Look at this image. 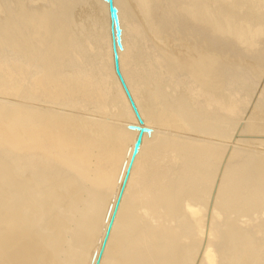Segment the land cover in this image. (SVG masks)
<instances>
[{
  "label": "bare ground",
  "instance_id": "bare-ground-1",
  "mask_svg": "<svg viewBox=\"0 0 264 264\" xmlns=\"http://www.w3.org/2000/svg\"><path fill=\"white\" fill-rule=\"evenodd\" d=\"M65 1L0 0V58L7 54L11 63H0V75L6 80H0L2 93L4 83L14 91L25 82L28 91L42 96L78 97L69 82H64L65 71L76 72L77 65L72 60L66 66L61 54L68 53L73 44L86 40L95 44L104 38L113 55L108 3L90 0L78 5L72 10L73 23L57 11ZM114 3L121 19V4L119 0ZM192 6H182L180 0H174L172 10L152 4L149 21L142 22L147 35H157L164 46L160 62H175L163 76H170L178 89L166 90L158 78L141 85L153 103L154 114L150 123L142 124L151 131L143 135V151L131 172L140 181L149 175L150 181L138 194L146 197L145 213L153 222L133 214L135 207L129 197L121 198L117 206L122 160L100 140L110 136L122 144L130 143L139 131L129 126L139 122H99L44 110H32L25 116L19 113V104L8 103V97L0 94L1 164L6 166L2 168L13 166L16 172V180L4 177L8 185L0 192V264H95L99 257V264H196L192 248L178 242V225L190 227L193 218L206 210L232 221L261 219L264 148L256 151L252 147L257 144L248 147L254 140L242 139L248 141L242 142L244 148L240 143L226 145L225 139L210 141V137L193 133L181 108L197 105L225 114L220 118L233 138L240 122L235 121L246 115L250 101L258 99L254 103L262 105L252 104L256 109H250L253 112L247 113L251 115L249 119L246 115L247 123L240 124L243 133H264V18L259 23L252 21L234 12L232 6L211 10L206 4ZM85 48L91 50L92 46ZM48 54L52 61L35 72L33 60H45ZM119 58L121 70L145 68L148 61L140 50L132 60L120 54ZM53 74L63 83L59 91L54 90ZM134 75L137 72L126 76L127 82ZM112 76L117 77L115 71ZM251 87H258V92L254 88L258 95ZM249 90L256 100L250 99ZM206 116L210 118V114ZM167 122L181 129L167 127ZM260 140L264 146V139ZM163 151L174 153L181 166L170 185L159 183V172L152 173L161 165ZM217 157L225 161L216 164ZM210 181L220 184L219 202L210 203ZM161 209L171 219V229L158 220ZM113 214L116 222L101 253ZM261 229L262 223L252 230L227 223L213 230L210 241L216 243H210L204 252L206 264H258L263 245L254 238L264 235Z\"/></svg>",
  "mask_w": 264,
  "mask_h": 264
},
{
  "label": "rangeland",
  "instance_id": "rangeland-1",
  "mask_svg": "<svg viewBox=\"0 0 264 264\" xmlns=\"http://www.w3.org/2000/svg\"><path fill=\"white\" fill-rule=\"evenodd\" d=\"M90 0H66V5L63 7L61 6L57 11L64 15L67 20L72 19V10L77 7L80 4L87 3ZM242 1V5H239L240 7H236V5ZM37 4L41 3V0H34ZM99 4L104 3V0H96ZM119 4H121V7L123 9V14L121 15V25L123 27V30H125L126 33V40L122 41L123 48L120 49L119 54L122 55L124 58L128 60H132L135 53H137L139 50L146 53L148 57L147 66L145 68L137 66L135 69L134 66H129L128 68H125L124 70H121L123 73V76L126 80V76H128L131 72H137V76L134 75L132 77L133 80L131 82L126 83L132 93V96L137 104L138 110L144 120V122L150 123L153 118V103L150 100V98L144 94V90L142 88V84L145 82H150L153 78H158L160 81H162L165 85L166 90L168 91H175L178 89L175 87V82L173 79L169 77L163 76L164 71L176 66L175 62L171 60H167L166 63L160 62L159 58L164 55L163 48L164 46H161L160 39L157 35L149 36L147 35L148 32L144 30V26L142 22H148L150 19V9L152 4H156L158 6H165L164 8L167 10H172L174 8V0H119ZM180 4L182 6L191 5V7L194 6H201V5H209L210 10L220 8L223 6H232L234 12H237L241 14L242 16H245L246 18H249L252 21H258V23L262 20L261 17L264 18V0H180ZM198 19H201V17H197ZM244 44V43H243ZM85 45H91L92 49L87 50L85 48ZM109 41L105 40L104 38L101 39L99 42H95L92 40H86L82 43H76L71 45L70 50L68 53L61 55H65L63 57V63H66V66L73 60L77 65V71L76 72H70L65 67V69L68 71L67 79L64 78V82H69L71 86V91L76 92L78 97L74 98H55L51 94H48L46 96L39 95L33 91H28L27 84L25 82H22L18 85L16 90H12L11 87L4 83L5 89L2 93L0 91V94H3V96H6L8 98H5L8 103L10 104H19L20 105V114L28 116L29 114H32V110H44V111H50V112H57L62 113L68 116L78 117V118H88L92 120H97L99 122L104 121L107 122L112 119H126L128 121H135L138 122V119L136 117V114L130 104V101L126 95V92L118 78L112 76V72L115 71L114 67V56L110 54L108 51ZM39 48L45 50L43 47L38 46ZM58 55V54H57ZM51 55H47L45 60H36L34 59L33 62L37 65V67L34 69V71H41L46 69V66L48 63H50ZM0 63L5 64L6 66L11 65L10 63V57L7 56V54H1ZM234 65L238 64V62L235 60L233 62ZM243 68L248 70V66L242 65ZM38 68V69H37ZM64 68V65H63ZM180 70L185 71L187 68L185 67H179ZM49 70V68L47 69ZM54 75V74H53ZM51 75V78L52 76ZM117 75V74H116ZM50 78V75L48 76ZM55 82H54V90L59 91L61 89V81L58 80V75L53 76ZM131 77V78H132ZM0 80H3L6 82V80L3 78V75H0ZM67 80V81H66ZM188 82V81H187ZM188 85V84H186ZM254 86V85H253ZM259 86V85H258ZM254 91V88L257 89L258 87H251ZM250 91V90H249ZM254 91V94L256 93ZM252 90L250 91L251 95ZM74 94V93H73ZM258 95V94H257ZM253 96V94L251 95ZM250 99L256 100V95L253 96ZM254 97H256L254 99ZM258 101V99H257ZM257 101H250L248 104V110L245 111V113L249 112L250 109L256 108L252 106V104H255V106L262 105L259 101L257 104L254 102ZM251 104V105H250ZM249 106H252L251 108ZM190 107V108H189ZM251 111V114L253 112ZM183 116H185L186 119V125L190 131L193 133H196L198 135L207 136L210 137L211 140H217V139H225L223 141L224 144H229L232 146H237L239 143L240 146H245V142L242 141V139H249L254 140L252 142H249L247 145L250 147L252 144L256 145L257 148L253 147L256 151H259L257 149H263L264 146L261 145L259 142V138L264 139V133H243V130H245L241 125L246 124L247 120L249 119V115H246L241 117L240 119L236 120L235 122L239 123V127L234 123V126H237L235 129L234 134L231 136H235V138L239 139L238 144L237 140L235 141L234 136L233 138L230 137L227 127L228 124L221 120L220 116H225V114L221 112H214V111H207L205 109H202L200 106H187L184 105L181 108ZM244 113V114H245ZM259 113V109L258 112ZM27 114V115H26ZM210 114V118H208L206 115ZM244 118V119H243ZM247 120H246V119ZM246 120V121H245ZM242 122V124H240ZM245 122V123H244ZM167 127H176V125L172 124L171 122H167L165 124ZM245 126V125H244ZM234 128V127H233ZM243 128V130H242ZM176 129H181L176 127ZM238 130V131H237ZM241 130V131H240ZM234 131V130H233ZM241 134H240V133ZM233 133V132H232ZM244 134V135H243ZM248 134V135H247ZM252 134V135H251ZM183 136H186V134H181ZM238 135V136H237ZM241 139H240V136ZM254 135V136H253ZM189 136V135H187ZM245 136V137H244ZM248 138H247V137ZM255 136H257L255 138ZM109 144V150L112 155H118L120 157L121 164L119 165L120 170L117 175V188L119 191V194L121 192L122 186L124 184L123 192L121 195L122 200L126 197H129L128 199H132V204L134 205L135 209L133 210V214L135 216H141V218H145L147 220H150L153 222V219L150 218L148 214L145 213V207H146V197L145 199H142L138 194L139 188L142 186H146L147 183L150 181L149 175L147 178L143 181H140L141 179H137L133 176L130 168V171L128 172V167L131 162L134 143L136 141V138L132 140L130 143L122 144L120 141H118L116 138H111L110 136H101ZM251 137L253 139H251ZM216 138V139H212ZM233 139L235 144H232ZM255 139H257V143H255ZM259 139V140H258ZM228 140V141H227ZM230 140V141H229ZM260 140V141H262ZM241 141V142H240ZM146 142V141H145ZM226 142V143H225ZM244 142V143H242ZM248 142V141H247ZM246 142V143H247ZM243 144V145H242ZM143 142L141 143L139 152L136 154V156L133 159L132 165L137 162V160L141 156ZM259 147V148H258ZM245 148V147H244ZM252 148H248L251 150H254ZM174 153H169L167 151H163L161 155H159V160L161 162V165L159 167H156L152 169V173L159 172V183L164 185H170L173 182V179L175 178L176 172L181 168L178 159L173 157ZM4 159H0V192L3 190L7 185V181L4 180L5 178H10V180L13 181L16 176L15 168L13 166H9L7 168L1 164ZM225 161L223 157H217L216 164H222ZM131 165V166H132ZM16 180V179H15ZM220 184L215 183L213 181H210V203H213L215 200L216 202H219V195H220ZM120 198V200H121ZM151 208V206H150ZM162 212L159 213L158 220L163 221V224L168 227V229H171V219L165 215V211L161 209ZM116 213H119V208L116 210ZM115 214V212H114ZM113 214V215H114ZM113 217V216H112ZM259 217L261 219L253 218V219H247L244 218L239 221H232L233 219L229 216H220L217 212L212 210H206L204 212H201L199 216L194 217L193 220L195 221L190 227H184L181 224L178 225L179 230L177 234V239L181 247L184 248H192V251L194 252L193 258L196 264H206L205 260V250L210 245V243H216L215 241H210L211 233H213V230H217L219 227H223L227 223L234 224L238 226L240 229H250L257 228L258 225H261V223L264 225V213L260 212ZM112 220V218H111ZM111 220L107 223H111ZM116 222V218L114 215L111 229L114 227ZM109 227V226H108ZM110 229V230H111ZM261 232L264 234V230L261 229ZM256 240V243H260L263 245L262 248H260V254L261 258L258 264H264V235H257L254 238ZM210 241V242H209ZM204 255V256H203ZM227 258V256H225Z\"/></svg>",
  "mask_w": 264,
  "mask_h": 264
},
{
  "label": "water",
  "instance_id": "water-1",
  "mask_svg": "<svg viewBox=\"0 0 264 264\" xmlns=\"http://www.w3.org/2000/svg\"><path fill=\"white\" fill-rule=\"evenodd\" d=\"M107 3H108V6H109V13H110V18H111V31H112V37H113V56H114V67H115V72L126 92V95L130 101V104L136 114V117L138 119V122L140 124H132L130 125L129 127L131 129H137L139 131L138 133V136L136 138V141L134 143V148H133V153H132V158H131V162H130V165L128 167V172L130 171V168H131V165H132V162H133V159L134 157L136 156V154L139 152V149H140V146H141V143H142V140H143V135L145 132H150L151 129L147 126H143V118L138 110V107H137V104L132 96V93L126 83V80L123 76V73L121 71V68H120V58H119V49H122L123 48V43H122V27H121V24H120V17H119V10H118V7L115 5L114 3V0H105ZM123 188H124V184L122 186V189H121V192H120V195H119V198H118V201H117V206L119 204V201H120V198H121V195H122V192H123ZM113 218H114V215L112 217V220H111V223L108 227V230H107V234H106V237H105V240H104V243H103V246H102V250H101V253L103 251V248H104V245L106 243V240H107V236H108V233L111 229V225H112V221H113ZM100 263V257L98 258V260L96 261L95 264H99Z\"/></svg>",
  "mask_w": 264,
  "mask_h": 264
}]
</instances>
